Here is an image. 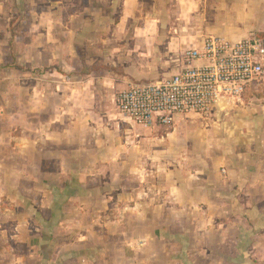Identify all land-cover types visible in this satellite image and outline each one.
Segmentation results:
<instances>
[{"label":"crops","instance_id":"1","mask_svg":"<svg viewBox=\"0 0 264 264\" xmlns=\"http://www.w3.org/2000/svg\"><path fill=\"white\" fill-rule=\"evenodd\" d=\"M253 35L264 0H0V264H264V84L209 123L117 108Z\"/></svg>","mask_w":264,"mask_h":264},{"label":"built area","instance_id":"2","mask_svg":"<svg viewBox=\"0 0 264 264\" xmlns=\"http://www.w3.org/2000/svg\"><path fill=\"white\" fill-rule=\"evenodd\" d=\"M182 73L157 84H131L117 96L119 115L144 128L171 129L178 118L206 116L223 104H239L252 84H264V39L238 43L209 38L190 49Z\"/></svg>","mask_w":264,"mask_h":264},{"label":"rangeland","instance_id":"3","mask_svg":"<svg viewBox=\"0 0 264 264\" xmlns=\"http://www.w3.org/2000/svg\"><path fill=\"white\" fill-rule=\"evenodd\" d=\"M245 40V39H244ZM243 41V40H242ZM210 115H211V113H210ZM197 117V116H196ZM198 117H201V116H198ZM203 117V119H204V122H206V123H209V120L211 119V118H214L213 116H209V114L208 115H206V116H202ZM212 121V120H211ZM210 121V122H211ZM206 257V256H205ZM212 257H215V259H217V257H220V256H217V255H215V256H212ZM204 264H205V262H204Z\"/></svg>","mask_w":264,"mask_h":264}]
</instances>
